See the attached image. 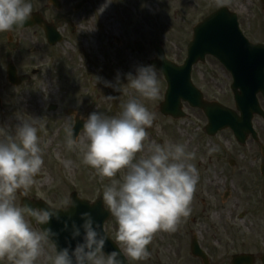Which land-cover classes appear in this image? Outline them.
I'll list each match as a JSON object with an SVG mask.
<instances>
[{
  "label": "rangeland",
  "instance_id": "374dc122",
  "mask_svg": "<svg viewBox=\"0 0 264 264\" xmlns=\"http://www.w3.org/2000/svg\"><path fill=\"white\" fill-rule=\"evenodd\" d=\"M78 1L66 0L67 7L61 13L51 7L49 0H32L33 12L42 13L49 22L57 19L59 22L55 24L68 37L55 52L48 50L43 31L38 27L21 32H0V37L12 35L20 38L24 46L21 54L17 50L18 53L7 56L6 61L14 58L21 65L20 61L30 57L33 48L38 50L29 62L31 67H20L21 73L30 68L27 73L31 77L29 81L17 88L6 86L5 81L6 87L0 88L3 100L0 125L14 128L18 123L17 113L43 118L45 123L46 135L40 140L44 159L39 173L41 178L26 196L43 199L55 207L66 206L62 201L74 191L90 201L102 198V187L109 178L96 175L94 169L82 163L78 149L67 147L72 124L67 111L72 109L83 118L92 111L115 115L121 111L123 102L135 97L155 113L154 124L147 129L148 141L186 143L188 150L195 153L193 162L199 170V181L191 202V214L181 219L176 231L155 233L146 259H128L129 262L198 264L190 252L194 235L210 251L212 261H230L239 253H251L260 258L264 254V178L260 173L263 159L259 145L252 141L246 146L238 145L230 130L214 137L207 136L205 115L188 104H184L187 114L184 119L162 116L158 107L163 102L166 83L161 74L160 96L154 101L140 97L134 90L119 100L109 101L108 95L120 96L121 93L106 87L103 80L115 83L119 72L122 82L127 83L124 74H135L138 65H148L154 58L150 46L153 41L163 45L171 61L183 62L195 25L223 5L239 15L241 29L251 42L264 43L262 1L87 0L82 10L76 11L74 4ZM103 4L106 5L105 17L99 7ZM136 42L145 46L140 53L135 48ZM3 47L0 52L10 51L6 44ZM214 62L208 59L204 65L195 67L194 83L207 99L233 107L232 78ZM97 67L102 75L97 72ZM33 68L41 73L33 74ZM0 75L5 79V67L0 70ZM51 104L59 106L56 112L48 111ZM254 126L263 134L264 142V121L256 118ZM79 141L81 148L87 144L84 132ZM210 164H220L225 169V173L215 179L219 187L212 186ZM227 189L231 190V196L224 199ZM21 197L17 194V203ZM116 227L114 217L105 226L113 240ZM52 248L50 242L45 245L48 253Z\"/></svg>",
  "mask_w": 264,
  "mask_h": 264
},
{
  "label": "clouds",
  "instance_id": "9594fccd",
  "mask_svg": "<svg viewBox=\"0 0 264 264\" xmlns=\"http://www.w3.org/2000/svg\"><path fill=\"white\" fill-rule=\"evenodd\" d=\"M32 15V0H0V32L23 30ZM162 72L153 64L138 65L135 74H124L127 83L118 72L115 83L106 79L103 83L121 95H108L107 99L119 100L134 90L154 101L160 96ZM82 119L87 144L81 148L79 137L74 139L69 131L67 147L78 149L82 163L96 175L109 178L101 196L115 218L119 251L105 252L108 236L90 212L80 213V224L70 218L62 221L72 240L81 239L74 248L69 243L57 250L51 238L58 233L42 226L54 218L60 221L61 211L76 207L71 197L62 201L66 206L61 208L46 202L44 207L17 203V193L39 184L36 177L44 164L40 140L45 130L43 118L17 113L14 128L0 125V264H125L128 259L143 260L150 255L148 246L155 233L176 231L181 219L191 214L199 181L195 153L186 143L149 142L147 129L153 126L155 113L144 103L130 97L115 115L92 111ZM49 241L54 245L51 253L45 249Z\"/></svg>",
  "mask_w": 264,
  "mask_h": 264
},
{
  "label": "water",
  "instance_id": "95a60500",
  "mask_svg": "<svg viewBox=\"0 0 264 264\" xmlns=\"http://www.w3.org/2000/svg\"><path fill=\"white\" fill-rule=\"evenodd\" d=\"M57 4L56 0H53ZM264 3V0H262ZM41 26L48 41L55 44L59 41L60 35L52 24H48L39 13H33L24 28ZM156 58L151 61L158 69H162L168 87L165 100L161 104L160 111L164 116H171L175 119L185 117L183 112V102H188L191 107L203 110L209 120L206 132L215 135L221 130L230 128L237 140L244 144L250 134L256 138L253 129V118L255 115L264 117V112L257 99L258 94L264 97V44H252L239 29L237 16L222 7L219 11L209 16L205 21L194 28L193 40L188 47V57L183 66L178 67L169 61L162 47L155 45ZM216 57L231 73L233 84L231 86L234 94L236 110L227 108L216 102H207L203 99L202 93L195 88L191 82V71L193 65L205 60V56ZM160 57H164L163 60ZM56 107L51 106L50 111ZM83 129L81 122H77L74 129L73 138ZM43 136L44 133H41ZM37 178V177H36ZM71 198L75 201L76 207L70 208L68 212L61 211L60 221L52 219L49 225L58 233V236L51 240L59 251L61 248L68 247L69 243L74 248L77 240H72L69 231L63 229L62 221L65 219L75 220L77 224L82 223L80 213L90 212L94 219L100 224L103 230L105 223L110 219L111 213L107 211L102 200L90 203L82 200L73 194ZM25 202L32 203L34 206L44 207L43 201H31L23 199ZM105 231V230H104ZM106 233V232H105ZM108 236V235H107ZM150 251V245L148 246ZM105 252L112 250L119 251L118 246L108 237L105 244ZM194 256L208 261L206 254L200 249L195 241L192 244ZM122 259L123 256H121ZM252 257L249 255H238L233 257V264H251ZM125 264H129L125 260ZM208 264V263H206Z\"/></svg>",
  "mask_w": 264,
  "mask_h": 264
},
{
  "label": "flooded vegetation",
  "instance_id": "af4514ba",
  "mask_svg": "<svg viewBox=\"0 0 264 264\" xmlns=\"http://www.w3.org/2000/svg\"><path fill=\"white\" fill-rule=\"evenodd\" d=\"M72 1H74V0H72ZM67 4L68 3H66V0L65 1H61V7H62V10H60V12L62 13L63 12V9L65 8V7H67ZM87 5V0H79L78 2H76L75 4H74V7H75V10L77 11H79V10H82L85 6ZM51 7H53V6H51ZM55 22L56 23H58L59 21L57 20V19H53V21H51V23H53V24H55ZM58 25V24H57ZM56 24H55V26L58 28V26H57ZM59 29V28H58ZM45 39V38H44ZM68 39V37L67 36H65V35H63V41L61 42V43H59V44H57L56 46H50L49 44H47L46 42V47L48 48V50H50L51 52H55L56 50H57V48H61V46H62V44H64V42L66 41ZM7 45L8 47H9V49H10V51H8V52H5V53H2V52H0V70H2L4 67H5V69H6V75H5V79L4 78H2V76L0 75V88L2 87V89H4L6 86H12V87H14L10 82H9V76H8V70H9V68L11 67V66H13L14 67V69L16 70V73H17V79L16 80H19V82L21 83V86L23 85V84H25L27 81H29V79L31 78V77H29L28 75H27V73H28V71H29V69L27 70L26 69V71L25 72H23V73H21L20 71H21V69H20V67H21V65L22 66H30L31 67V65L29 64V62H31L35 57H34V55L36 56L37 54H38V50H37V48H33V50L30 52V57H25V60L23 59V61L21 60L20 62H21V65H20V63L19 62H17L14 58L13 59H11L10 58V60H8V61H6V57L8 56V57H10V56H12V55H15L16 53H18L17 52V50L20 52V54H21V52H22V50H23V48H24V46H22V40H20V38H18V37H16V36H12V35H8V36H3V37H0V50L2 49V48H4L3 47V45ZM22 49V50H21ZM27 54H29V52H27ZM34 54V55H33ZM51 55H54V53H52ZM186 55H187V53L185 54V57H186ZM3 57V58H2ZM21 58V57H20ZM208 59H211L212 61L214 60L215 62L214 63H216L217 65H220V69L222 70V72H224L225 74H227V75H229V72L217 61V60H215L214 58H211V57H208L207 58V60ZM207 62V61H206ZM23 63H25V64H23ZM182 63V62H181ZM180 63V64H181ZM27 64V65H26ZM194 71H195V69H193V74H192V77H194ZM34 72H36V74L37 73H41V70H39V69H35V68H33L32 69V73H34ZM193 80H194V78H193ZM5 81L8 83L6 86H5ZM0 98H1V96H0ZM262 102H263V104H264V101L262 100ZM2 104H3V100H2V98H1V106H2ZM2 109V108H1ZM67 114H68V116H69V114H72L71 116H69L71 119H72V124H71V127H70V130L69 131H71L72 130V127H73V125H74V119H75V117H81L78 113H76L74 110H72V109H70V110H68L67 111ZM81 118H83V117H81ZM259 134V139H258V141H255V140H253V139H249V141H252V142H254V143H256L257 145H259V147H260V149L262 148V146H264V142H263V134H261V133H258ZM248 141V142H249ZM262 163H261V165H263L264 164V158H263V156H262ZM219 166H217V164H210L209 166H212L211 167V169H210V174H211V177H212V186L213 187H219V185L218 184H215V179L216 178H218V176H221V175H223L224 173H225V169L223 168V167H221L220 166V164H218ZM260 165V166H261ZM210 177V178H211ZM212 187V188H213ZM216 191L218 192V194L220 193L217 189H216ZM229 196H231V190L230 189H227L226 190V193H225V195L223 196V198L225 199L226 197H229ZM195 236V235H194ZM193 236V237H194ZM199 243H200V241H199ZM200 246L207 252V254L210 256V251L207 249V248H204L202 245H201V243H200ZM255 261H254V264H264L262 261H261V259L260 258H258V257H256L255 256ZM198 260V264H203V262L200 260V259H197ZM210 264H231V260L230 261H228V260H210Z\"/></svg>",
  "mask_w": 264,
  "mask_h": 264
},
{
  "label": "bare ground",
  "instance_id": "6f19581e",
  "mask_svg": "<svg viewBox=\"0 0 264 264\" xmlns=\"http://www.w3.org/2000/svg\"><path fill=\"white\" fill-rule=\"evenodd\" d=\"M99 7H100V11L102 13V16L105 17V14H106L105 7H106V5L103 4V5H100Z\"/></svg>",
  "mask_w": 264,
  "mask_h": 264
}]
</instances>
